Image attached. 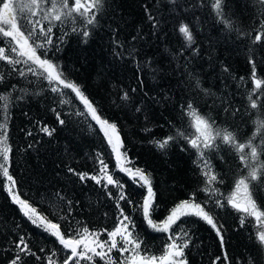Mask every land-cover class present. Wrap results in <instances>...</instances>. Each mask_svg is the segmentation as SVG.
I'll list each match as a JSON object with an SVG mask.
<instances>
[{"label": "trees", "instance_id": "obj_1", "mask_svg": "<svg viewBox=\"0 0 264 264\" xmlns=\"http://www.w3.org/2000/svg\"><path fill=\"white\" fill-rule=\"evenodd\" d=\"M212 3L104 0L96 24L87 26V38L82 35V18L77 16L75 21L70 18L58 23L53 28V45L38 51L59 65L69 81L81 86L102 118L117 125L123 150L131 161L127 166L151 174L156 192L152 219L163 221L176 204L195 194V201L206 205L219 234L195 216L182 217L170 233L151 229L139 211L146 189L116 170L114 153L103 132L74 93L69 89L63 94L52 92L55 85L50 86L43 77L9 74L5 62L0 61V72L6 77L0 81V95L9 97L6 112L0 101V123L7 116V143L11 148L9 174L21 198L59 223L65 235L84 227L111 231L120 218L118 189L111 185L105 188L91 179L82 182L68 171L72 168L77 173L95 174L96 156L102 154L114 179L124 185L132 201L131 205L121 201L119 207L134 222L133 235L143 241L141 254L160 256L170 242L169 235L179 237L183 229L190 237L184 250L188 264H264V246L257 238L260 228L254 218L245 219L241 225V213L227 203L218 207L214 202L218 198L226 201L235 190L236 180L247 176L248 169L230 145L217 139V147L204 149V159L223 183L212 185L218 194L205 193L202 189L206 180L197 150L184 138L196 134L187 115L188 104L214 122V129L233 132L240 143L252 139L261 145L264 138V133L254 136L255 122L264 120V87L252 93L250 64V60L255 61L257 78L264 79V36L260 42L254 40L264 31V2L222 0L223 16L216 14ZM44 24L48 26L47 21ZM181 24L192 31L191 46L179 32ZM3 46L6 42L0 38ZM24 67L17 65L18 69ZM125 92L126 100L122 98ZM250 94L257 100L256 109L250 107ZM44 126L55 129L52 136L40 131ZM178 132L183 135L178 136ZM168 136L176 139L160 150L155 141ZM259 158L264 161V152ZM7 184L0 176V264H10L19 253L16 242L20 237L32 253H19L20 264H48L49 256L62 264L70 251L66 253L54 237L23 215L6 191ZM249 191L264 208V176L249 183ZM99 239H108L107 234ZM177 242L182 240L178 238ZM111 255L120 264L129 253L122 256L113 250ZM95 264L104 261L97 257Z\"/></svg>", "mask_w": 264, "mask_h": 264}, {"label": "snow or ice", "instance_id": "obj_2", "mask_svg": "<svg viewBox=\"0 0 264 264\" xmlns=\"http://www.w3.org/2000/svg\"><path fill=\"white\" fill-rule=\"evenodd\" d=\"M103 4L104 0H71V3L70 0H0V38L6 42V46L0 47V61L5 62V65L9 68V74L14 73L25 78L28 74L43 77L50 86L55 85L50 89L52 92L63 94L64 89H69L74 93L75 98L84 105L87 114L91 116V119L99 126V130L103 132L107 145L110 146V151L114 153L116 170L125 173L133 182L146 189V195L139 204V211L151 229L157 232L170 233L173 225L181 220L182 217L195 216L206 221L219 234L220 229L210 213L205 210L206 205L197 203L195 194L190 199L176 204L163 221L155 222L152 219V212L156 207L154 204L156 192L152 187L151 174L144 169L127 166L131 161L127 158L126 151L123 150V140L120 137L117 125L102 118L93 102L82 91L81 86L74 81H69L60 70L59 65L39 54V49L53 45V28L58 23L67 22L70 18L73 21H75L77 16L82 18V22L85 25L82 35L87 38L90 35L87 26L96 24V15L102 9ZM212 7L218 16H223L222 0H213ZM149 19L154 21L155 18L149 16ZM20 21H23V23ZM45 21H47V27H45ZM225 23L228 22L226 21ZM229 27H231L230 24ZM73 31H77V29L73 28ZM26 32L27 35L25 34ZM179 32L188 46H191L194 42V37L189 26L181 24ZM262 36H264V31L257 33L254 38L255 42H260ZM21 64L25 67L18 69L17 65ZM250 64L252 65L251 80L254 84L252 93L255 94L264 87V79L257 78L255 61L250 60ZM5 78V73L0 72V81ZM261 94H264V92H261ZM122 98L128 99V94L125 92ZM248 99L250 107L256 109L258 107L257 100L253 99L251 94ZM8 100L9 97L7 95H0V101L3 102L5 112L8 108ZM66 102L61 101V103ZM187 109V115L191 117L192 126L195 127L196 134L192 138H184L193 149L197 150L201 161L202 174L206 180V185L202 191L216 195L219 190L212 187V185L223 183L219 179L218 174L212 170L209 162L204 159V149L217 147L215 142L219 139L223 144L230 145L235 150L238 154V159L248 169V172L247 176L236 180L235 190L226 201L218 198L214 202L218 207H223L227 203L232 209L241 213V225L244 224L245 219L254 218L255 223L260 228L257 238L261 245L264 246V208H261L256 203L249 191V183L255 182L261 176H264V161L259 158L261 153L264 152V138H262L261 145L254 144L252 139L240 143L236 140L233 132L226 129H214V122H210L207 117L199 114L191 104L187 105ZM137 110L139 111V109ZM6 121L7 116H5V122L0 123V161H2L0 162V176L8 181L5 186L6 191L10 195L12 202L19 206L23 215L33 225L54 237L66 253L70 251V254L65 255L62 264H81V261L95 264V258L97 257L104 261V264H117V261L111 255L113 250L118 251L122 256L125 253H129V255L124 256L120 264H188L184 250L189 246L190 237H188L187 231L183 229H181L179 237L175 233L169 235L168 239L170 242L167 243L160 256L141 254L143 241L133 235L134 222L125 213L124 209L119 207L121 201H126L130 205L132 201L126 196L124 185L118 179H114V174L109 171V165L102 154H97L96 156L98 167L95 174L77 173L72 168H69L68 171L76 175L82 182L91 179L97 185H103L105 188L111 185L118 189L116 204L119 208L120 218L111 231L107 229L90 231L87 227H84L75 234L65 235L59 223H54L48 219L28 200L21 198L18 190H16V181L9 174L8 163L11 148L7 143ZM58 122L60 124L64 123L62 119L58 120ZM255 123L257 127L254 136L264 133V120H257ZM40 131L52 136L55 129H49V127L44 126ZM177 135L181 136L183 134L178 132ZM175 139L176 137L168 136L163 140L155 141V144L160 150H164ZM246 149L247 151H245ZM108 195L111 196V192ZM104 233L107 234L108 239L101 241L99 236ZM185 237L188 238L185 239ZM178 238L182 240V243L177 242ZM220 239L222 241L223 237L220 236ZM16 247L19 249V253L32 254L23 237H20L16 242ZM19 253L10 261V264H20L21 255ZM54 255L55 252H53ZM47 260L48 264H57L52 256H49Z\"/></svg>", "mask_w": 264, "mask_h": 264}]
</instances>
